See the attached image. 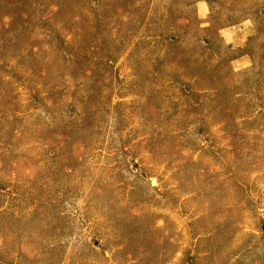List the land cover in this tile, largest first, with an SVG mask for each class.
<instances>
[{"label": "rangeland", "instance_id": "1", "mask_svg": "<svg viewBox=\"0 0 264 264\" xmlns=\"http://www.w3.org/2000/svg\"><path fill=\"white\" fill-rule=\"evenodd\" d=\"M0 264H264V0H0Z\"/></svg>", "mask_w": 264, "mask_h": 264}]
</instances>
